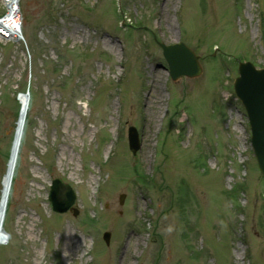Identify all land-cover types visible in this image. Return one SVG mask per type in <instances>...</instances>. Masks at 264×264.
Wrapping results in <instances>:
<instances>
[{
  "label": "rangeland",
  "instance_id": "374dc122",
  "mask_svg": "<svg viewBox=\"0 0 264 264\" xmlns=\"http://www.w3.org/2000/svg\"><path fill=\"white\" fill-rule=\"evenodd\" d=\"M18 10L24 40L0 38V188L20 93L30 109L0 264H264V179L232 89L238 57L264 66V0ZM156 39L182 40L200 75L172 81ZM54 178L75 192L63 213L47 199Z\"/></svg>",
  "mask_w": 264,
  "mask_h": 264
},
{
  "label": "water",
  "instance_id": "95a60500",
  "mask_svg": "<svg viewBox=\"0 0 264 264\" xmlns=\"http://www.w3.org/2000/svg\"><path fill=\"white\" fill-rule=\"evenodd\" d=\"M160 46L168 62L172 79H178L182 75L196 76L200 73L198 56L182 42L160 43ZM239 71L240 76L235 79L234 88L248 113L252 130L251 145L264 175V69H255L251 63L247 62L240 63ZM128 140L130 148L135 152L140 144L134 127H129ZM48 197L52 209L63 212L72 204L74 194L70 186L63 184L59 179H54ZM123 197L124 194H121L120 201ZM109 237L110 233L104 232L103 238L106 243Z\"/></svg>",
  "mask_w": 264,
  "mask_h": 264
},
{
  "label": "bare ground",
  "instance_id": "6f19581e",
  "mask_svg": "<svg viewBox=\"0 0 264 264\" xmlns=\"http://www.w3.org/2000/svg\"><path fill=\"white\" fill-rule=\"evenodd\" d=\"M16 0H12L10 3V9L7 13V17L12 16V3ZM14 12V11H13ZM172 37V36H171ZM158 75L154 76L155 87H153L154 96L150 97L149 104L157 105V101L160 100V93L157 89L156 81ZM19 109L15 125L12 129L11 141L8 151V157L5 164V170L1 178V191H0V244H4L5 236L3 233L4 222L6 218V212L11 200L13 191V185L15 176L19 167V161L21 157V149L25 138L26 122L28 112L30 109V101L27 99V95L23 94L19 96ZM135 243L138 244V239H135ZM69 251V249H68Z\"/></svg>",
  "mask_w": 264,
  "mask_h": 264
}]
</instances>
